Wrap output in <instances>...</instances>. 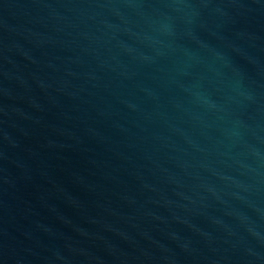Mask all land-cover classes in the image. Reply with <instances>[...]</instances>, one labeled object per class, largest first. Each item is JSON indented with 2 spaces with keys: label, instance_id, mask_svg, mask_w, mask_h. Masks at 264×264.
<instances>
[{
  "label": "water",
  "instance_id": "water-1",
  "mask_svg": "<svg viewBox=\"0 0 264 264\" xmlns=\"http://www.w3.org/2000/svg\"><path fill=\"white\" fill-rule=\"evenodd\" d=\"M0 264H264V0H0Z\"/></svg>",
  "mask_w": 264,
  "mask_h": 264
}]
</instances>
